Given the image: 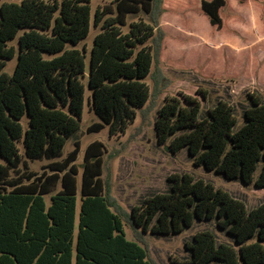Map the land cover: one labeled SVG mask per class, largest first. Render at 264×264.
<instances>
[{
	"label": "trees",
	"instance_id": "16d2710c",
	"mask_svg": "<svg viewBox=\"0 0 264 264\" xmlns=\"http://www.w3.org/2000/svg\"><path fill=\"white\" fill-rule=\"evenodd\" d=\"M91 2L0 0V264H155L145 234L177 235L196 220H214L234 244L219 242L210 230L198 232L186 243L190 258L176 264H264V204L249 209L210 182L174 174L169 192L147 198L127 215L138 232L134 240L102 178L104 143L87 147L80 184L81 145L76 142L67 156L64 149L80 128L84 80L101 120L88 131L124 134L152 95L148 43L156 39L157 26L140 20L128 33L123 27L130 15H151L162 0H115L111 17L107 7L97 8L100 32L88 69L86 47L76 46L90 34ZM227 4L201 1L212 27H223ZM17 54L13 73L6 72ZM249 99L245 123L236 129L234 107L225 101L200 117L196 97H167L157 111L158 140L170 141L173 153L187 147L197 166L264 189V100L255 93ZM42 160L49 161L46 171L31 170L29 162Z\"/></svg>",
	"mask_w": 264,
	"mask_h": 264
},
{
	"label": "rangeland",
	"instance_id": "374dc122",
	"mask_svg": "<svg viewBox=\"0 0 264 264\" xmlns=\"http://www.w3.org/2000/svg\"><path fill=\"white\" fill-rule=\"evenodd\" d=\"M201 1L162 0L151 15L129 16L124 32L130 31L132 23L145 20L157 26V37L148 43L154 54L152 73L146 79L151 88V98L144 109L137 110L134 123L124 134L111 136L109 128L100 132L88 131L101 120L89 102L92 91L87 84L88 78L84 80L86 100L80 128L67 141L64 156L75 148L76 142L80 143L81 152L76 165L81 184L87 147L95 141L105 144L107 151L102 178L122 210L129 239L137 240L138 232L129 223L127 215L147 198L169 192L172 183L168 178L174 174H190L196 180L210 182L243 200L249 209L264 204V189L197 166L187 147L173 153L170 141L162 144L158 140L155 128L157 111L167 97H196L202 104L200 117H206L209 108L225 101L234 107L238 122L236 129L245 123L244 111L251 105L249 95L255 93L264 100V0H228L221 12V29L210 25L201 10ZM91 7L90 34L76 46L80 50L86 47L88 69L94 40L100 32V28L94 25L95 12L97 8L107 7L113 13L106 17L114 16L115 0H92ZM17 43L16 40L11 45L17 46ZM17 61L18 54L8 61L5 71L13 73ZM22 122L27 129L28 117ZM48 164L47 160L29 162L31 170L39 174L46 171ZM47 201L50 202L49 196ZM80 203L79 195V206ZM206 230L214 232L219 242L234 244L225 231L218 229L214 220H196L193 226L177 235L145 234L151 260L155 264L186 262L190 258L186 243L198 232Z\"/></svg>",
	"mask_w": 264,
	"mask_h": 264
}]
</instances>
